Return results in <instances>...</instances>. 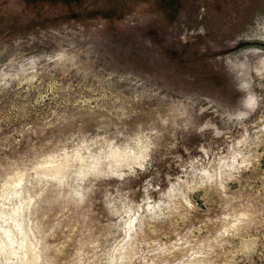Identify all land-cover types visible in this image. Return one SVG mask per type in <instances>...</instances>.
Here are the masks:
<instances>
[{"label":"rangeland","instance_id":"obj_1","mask_svg":"<svg viewBox=\"0 0 264 264\" xmlns=\"http://www.w3.org/2000/svg\"><path fill=\"white\" fill-rule=\"evenodd\" d=\"M0 264H264V0H0Z\"/></svg>","mask_w":264,"mask_h":264}]
</instances>
